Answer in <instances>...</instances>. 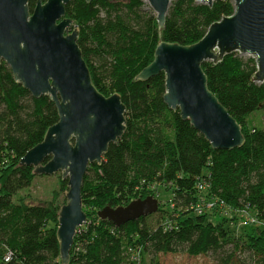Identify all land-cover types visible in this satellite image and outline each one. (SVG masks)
Segmentation results:
<instances>
[{
  "label": "trees",
  "instance_id": "obj_1",
  "mask_svg": "<svg viewBox=\"0 0 264 264\" xmlns=\"http://www.w3.org/2000/svg\"><path fill=\"white\" fill-rule=\"evenodd\" d=\"M35 3L30 0V12ZM146 7L143 0H72L65 7L94 86L105 97L117 94L126 107L123 136L84 175L87 219L68 264H161L160 254L177 252L212 255L219 264H264V84L252 81L255 60L232 53L217 65L202 64L208 89L241 128L244 145L233 150L212 149L167 108L163 73L135 81L159 42L197 43L212 23L233 14V3L174 0L162 30ZM255 114L261 124L251 120ZM57 121L49 98H33L1 62L0 264H61L56 229L65 199H15L37 177L19 161ZM66 185L60 182L65 194ZM158 188L172 199L158 201L151 215L118 228L97 216L104 207L148 196L159 200Z\"/></svg>",
  "mask_w": 264,
  "mask_h": 264
},
{
  "label": "water",
  "instance_id": "obj_2",
  "mask_svg": "<svg viewBox=\"0 0 264 264\" xmlns=\"http://www.w3.org/2000/svg\"><path fill=\"white\" fill-rule=\"evenodd\" d=\"M72 0H0V63L11 70L13 80L35 99L47 96L58 121L45 132L41 143L21 158L37 176L60 173L67 181L65 202L58 212L56 238L60 262L68 264L77 230L86 224L81 188L91 164H101L110 144L123 136L126 107L117 94L105 97L94 86L77 45L78 32L65 7ZM87 3L91 0H85ZM174 0H143L155 15L159 30ZM211 7L214 0H194ZM230 16L212 23L197 43L181 46L159 42L152 62L135 81L164 75L163 102L178 112L209 142L214 150L244 145L239 124L208 89L204 62L217 65L238 53L255 60L252 81L264 84V0H231ZM153 196L126 206L104 207L101 220L120 227L158 210Z\"/></svg>",
  "mask_w": 264,
  "mask_h": 264
},
{
  "label": "rangeland",
  "instance_id": "obj_3",
  "mask_svg": "<svg viewBox=\"0 0 264 264\" xmlns=\"http://www.w3.org/2000/svg\"><path fill=\"white\" fill-rule=\"evenodd\" d=\"M146 6L148 7V9H150L147 4ZM241 56L247 57L245 55H241ZM250 118L251 120H254L255 124L260 122L258 114H255ZM61 181L64 180L61 179L60 173H56L52 176H46V175L37 176L33 180L29 188L24 189L16 194L15 199L18 200V199L26 198L28 199L29 202L33 201L35 203H43L53 200L56 203L61 204L65 199L64 190L60 186ZM161 189L163 188H158L159 194L157 195L160 197L158 201L162 202L164 200L165 202H170L172 199V194L170 192H165L164 190ZM89 211H91V209H89ZM247 228L248 227L245 225L243 229L238 230V232H241ZM237 235H239V233H237ZM158 257L161 264H219L217 262V259L212 255L189 256L185 252H177L174 254H160ZM232 264H241V263L236 260H233Z\"/></svg>",
  "mask_w": 264,
  "mask_h": 264
},
{
  "label": "built area",
  "instance_id": "obj_4",
  "mask_svg": "<svg viewBox=\"0 0 264 264\" xmlns=\"http://www.w3.org/2000/svg\"><path fill=\"white\" fill-rule=\"evenodd\" d=\"M211 205H209V207H210ZM199 213H201V208H199V211H198Z\"/></svg>",
  "mask_w": 264,
  "mask_h": 264
}]
</instances>
